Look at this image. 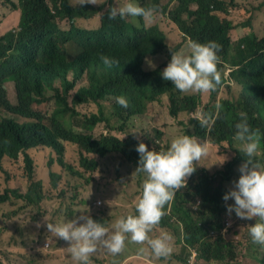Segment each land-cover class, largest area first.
<instances>
[{"label": "trees", "instance_id": "trees-1", "mask_svg": "<svg viewBox=\"0 0 264 264\" xmlns=\"http://www.w3.org/2000/svg\"><path fill=\"white\" fill-rule=\"evenodd\" d=\"M74 1H2L3 8L11 6L9 10L20 12V21L17 29L0 34V171L11 180L5 167L9 162L23 171L24 179V188L3 190L0 185L3 226L22 211L19 202L40 209L51 197L46 178L54 189L63 186L77 192V186L63 182L66 170L93 178L102 169V160L111 157L121 161L122 168H137V138L149 150L166 151L172 141L168 142L164 131L152 128L139 133L131 124L133 119L148 116L153 104L165 97L171 116L188 115L187 135L229 147L235 156L215 172L200 169L201 160L196 164L187 186L165 206L166 215L150 233L155 238L167 232L176 239L171 256L157 259L150 252L141 256L156 264H191L195 251V264H233L238 257L237 245L227 239L228 232L224 231L228 213L222 197L229 191L237 166L244 162L240 146L233 140L239 113H246L252 129L264 136V36L260 39L245 34L234 38L237 27L229 16L237 12L238 0H169L165 5L164 0H134L142 7L161 8L187 43L215 41L220 45L222 85L205 94L181 93L161 73L170 62L171 52H180L184 45L169 49L166 34L156 26H146L142 18L138 25L129 17L109 20L108 11L118 7L116 0H96V5H75ZM93 21L97 27L88 26ZM64 22L67 25L63 28ZM157 55L168 60L160 68L150 69L146 62ZM101 56L118 60L119 64L108 68ZM79 82L85 83L76 90ZM12 83L13 98L8 88ZM235 84L236 97L222 95L231 93ZM119 96L128 101L127 109L117 103ZM205 98L208 102L204 105ZM217 103L223 106L219 118L214 125L201 128L192 113L198 109L214 112ZM82 106L93 111L83 115L79 111ZM99 126L106 132L88 134L78 130L83 127L94 131ZM37 150L50 151L43 178L38 176L33 155ZM256 160L264 164V139ZM64 188L61 196L68 194ZM77 198L75 193L73 199ZM136 204L132 203V213L122 216L137 215ZM227 204L231 205V200ZM91 218L106 227L110 222L97 213ZM176 243L182 246L181 255L175 252ZM23 250V256L31 258L30 250ZM48 256L39 251V258ZM22 262L23 257L13 259L0 251V264ZM259 263L264 264V254Z\"/></svg>", "mask_w": 264, "mask_h": 264}, {"label": "rangeland", "instance_id": "rangeland-1", "mask_svg": "<svg viewBox=\"0 0 264 264\" xmlns=\"http://www.w3.org/2000/svg\"><path fill=\"white\" fill-rule=\"evenodd\" d=\"M2 1L0 0V34H3L7 30L17 29L20 21V12L15 9H8L2 7ZM117 6L121 7L128 0H116ZM135 2V1H134ZM169 0H164V5ZM82 0H75L74 4H81ZM137 3V2H135ZM139 4V3H137ZM160 14L152 23L145 21L146 26H156L161 29L167 36V43L169 49H172L176 45L181 48L185 54L190 50L187 47L188 43L186 39L179 34L176 26L171 22L172 20L167 17L161 8H159ZM130 20L138 25L139 18L129 17ZM229 18L236 25L237 30L234 33V38L239 39L245 34H254L258 38L264 36V0H238V8L235 14L229 16ZM67 25L66 22L62 24L64 28ZM250 25V26H249ZM89 27H97V22L93 21L89 23ZM168 59L165 56L157 55L150 56L148 67L150 69L160 68ZM85 82H79L76 86V90L79 89ZM9 84V83H8ZM7 84V85H8ZM14 94L13 83L8 87ZM227 91V90H226ZM74 92L72 93V95ZM224 96L236 97L238 95V87L236 84L233 86L231 93H223ZM208 98L202 101V104H206ZM102 103L106 104L102 101ZM201 104V102H200ZM110 105V104H107ZM208 105V104H207ZM80 113L88 114L93 109L86 106L79 107ZM148 116L142 118L133 119L131 122L135 126L133 130L142 133L150 131L152 128H157L166 133L168 142H171L174 138L180 135L187 134L190 128L187 114H181L179 118H174L169 112V101L167 98H161L160 102L153 104V111L148 110ZM81 118H84L82 116ZM79 131L85 133L100 134L106 132L105 129L100 126L94 131L87 130L83 127L78 128ZM208 145V154L201 159V168L207 169L209 172H215L220 170L227 161L235 156L234 151L229 147H218L212 145V142L206 141ZM71 153L77 159V152L75 149H70ZM39 169V178H43L47 175L46 164L49 159V150H37L33 152ZM223 156L227 157V160L223 163ZM102 169L95 176L88 177L87 175H72L69 171H65L62 174L64 183H71V186H77L78 191L70 187L64 188L60 186L58 189L50 187L48 178H46V184L50 190L51 197L47 199L41 208L27 205L24 206L23 202H19L17 205L22 207V211L14 218V220L5 223L3 226L0 221V251L6 253L10 258H21L23 262L21 264H77L72 260L71 254L66 251L69 247L68 242L55 237L51 234L47 227V223H61L65 220H72L81 215L92 216V213L102 215L104 219L110 220L108 228L112 230V226L117 219L123 214L127 215L132 213V203L138 202V198L142 194L143 181L146 178V174L135 173L136 167L122 168L121 161L115 157L109 159H103ZM223 163V164H222ZM239 166L236 168L235 175L231 182H229L228 189L233 187V182L238 181L240 173L238 171ZM5 167L11 173V180H7L5 174L0 171V185L2 189L8 187L11 188H24L21 184L24 179L22 178L23 171L9 162L5 163ZM67 190L68 194L61 196L62 189ZM77 193L78 198L73 199L74 194ZM95 205V206H94ZM231 205H234V200H231ZM99 210H104V213H99ZM227 226L225 232L227 239L231 242H235L237 245V260L233 264H260L259 259L264 254V249H261V245L254 243L249 232L251 225L255 222H260L259 218L253 220H241L236 217L233 212L227 216ZM39 225V227H38ZM174 240H176L174 238ZM145 247L144 245H138L129 241L126 242L125 250L113 256L105 250H100L96 254L93 264H156L154 261H149L141 256L139 249ZM30 250L31 258L24 255L23 249ZM42 250L49 253L50 256L45 259L39 258V251L42 254ZM175 252L177 255H181L182 246L176 243ZM194 257L192 256L191 264H195ZM176 264H180L174 261ZM220 264V263H213Z\"/></svg>", "mask_w": 264, "mask_h": 264}, {"label": "clouds", "instance_id": "clouds-1", "mask_svg": "<svg viewBox=\"0 0 264 264\" xmlns=\"http://www.w3.org/2000/svg\"><path fill=\"white\" fill-rule=\"evenodd\" d=\"M85 4L96 5V0H82L81 5ZM159 14L158 6L142 7L134 0H128L121 7H112L108 11V19L132 17L152 23ZM187 47L190 50L187 54L183 51L171 52L170 62L161 73L162 78L171 81L181 93L217 91L222 85V71L218 68L221 63L218 55L220 45L215 41L201 44L189 40ZM100 59L108 68L119 64L118 60L108 56H101ZM116 101L125 109L129 107L123 96L117 97ZM222 108L217 103L214 112L198 109L192 113V118L199 122L201 128H208L215 124ZM239 117L233 140L240 146L244 162L238 169V181L233 182V187L222 199L229 215L234 212L241 220L259 218L260 222L251 225L249 232L254 243L264 245V164L256 160L264 136L258 129H252L246 113H239ZM137 139L135 151L139 154V161L135 173L146 174L142 194L136 204L137 215L121 216L112 230L87 215L46 224L51 234L68 242L66 251L77 264H93L91 257L100 250L116 256L125 250L129 239L132 243L147 246L139 249L141 254L150 252L157 259H168L173 252L174 237L171 234L163 232L153 238L150 233L166 215L165 206L187 186L188 178L196 171V164L207 156L208 145L206 141L201 142L197 137L185 134L174 138L166 151H156L149 150L145 143ZM226 160L227 157L223 156V163ZM229 200H234V205H228Z\"/></svg>", "mask_w": 264, "mask_h": 264}]
</instances>
